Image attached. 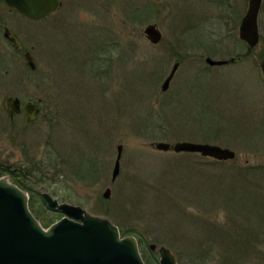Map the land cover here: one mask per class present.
Returning <instances> with one entry per match:
<instances>
[{"label":"rangeland","instance_id":"rangeland-1","mask_svg":"<svg viewBox=\"0 0 264 264\" xmlns=\"http://www.w3.org/2000/svg\"><path fill=\"white\" fill-rule=\"evenodd\" d=\"M247 4L61 0L37 21L1 15L22 47L35 46V75L50 70L60 77L66 108L75 106L60 126L18 123L17 138L0 108V168L7 170L0 176L23 187L43 227L63 216L46 206L47 192L108 218L123 236L134 230L148 264H159L161 245L177 264H264V0L253 48L238 36ZM149 23L162 33L158 44L143 34ZM79 46L88 49L80 72ZM9 49L0 33V83L11 67L10 55L3 57ZM207 56L240 59L210 66ZM3 92L0 85V102ZM158 141L215 144L235 157L159 151L151 146ZM118 144L120 170L111 180Z\"/></svg>","mask_w":264,"mask_h":264},{"label":"water","instance_id":"water-1","mask_svg":"<svg viewBox=\"0 0 264 264\" xmlns=\"http://www.w3.org/2000/svg\"><path fill=\"white\" fill-rule=\"evenodd\" d=\"M160 1V0H154ZM262 0H248L247 9L238 27V36L248 48L259 42L258 14ZM60 6V0H0V14L12 10L31 19L48 17ZM145 38L153 45L162 39V33L155 23L147 24L143 29ZM8 37V29L4 31ZM31 67V57L26 55ZM205 57L210 66L225 65L234 61ZM179 62H175L160 90L169 88ZM264 80V56L260 63ZM10 114L16 111L10 98L7 100ZM151 146L159 151L174 153H198L216 160H228L235 152L227 147L209 143L179 141L152 142ZM122 145L116 147V157L111 172V180L119 174ZM41 196L50 209L57 210L63 216L44 228L28 206L27 194L5 176H0V264H145L137 240L134 236L121 238L117 225L108 218L93 215L80 205L59 202L47 192ZM103 196H110L106 188ZM150 248L155 249L151 244ZM159 264H177L170 249L158 247Z\"/></svg>","mask_w":264,"mask_h":264},{"label":"flooded vegetation","instance_id":"flooded-vegetation-1","mask_svg":"<svg viewBox=\"0 0 264 264\" xmlns=\"http://www.w3.org/2000/svg\"><path fill=\"white\" fill-rule=\"evenodd\" d=\"M60 4H61V0H60ZM10 11L11 10H7L5 12H10ZM245 12L246 10L240 16L239 24ZM3 13L0 14V17ZM44 18H39V19L28 18V19L37 21ZM6 29H8V37L4 36V31ZM0 33H2L4 39L9 43L10 46L9 53H4L3 57H7L8 55H10V59L9 58L6 59L9 61V64H11V67L7 68L4 71V74L2 75L4 76V78L0 83V85L3 86L4 92L2 94L3 100L0 102V108H1L2 116L4 118L7 117L9 123L11 124L13 131L12 135L15 136L16 138L21 135L19 128L16 127L18 123L23 124L24 122L25 128L27 126H30L32 124H37L39 122H47V123L52 122L58 125L63 124L67 120V115L69 114V112L73 111L71 107H75V106H68L67 108H69V110L66 108L67 106L66 92L64 85L61 84L62 79L59 77V79L56 80L54 76H52L50 70H45L44 73L41 75H35L37 72V62H36L37 56L34 52L35 46L32 44L30 46L31 50L22 47L21 40H18L17 36L10 30L7 24L2 22L1 18H0ZM47 47L50 46L48 45ZM60 47L63 48L62 46ZM78 48H80L79 56H78L79 63L77 65L76 71L78 70L80 72V70H83L82 57L85 55L83 51H87L88 49L82 48L81 46H79ZM17 52H21V53H17ZM19 54L20 56H22V59L18 61V59L15 58V56ZM44 54H46V56L49 55L47 53ZM26 55L28 57H31L34 67H31L29 61L26 59ZM234 58L235 59L232 62L238 61V59H240L239 57H235V56ZM97 60L98 57H93V59L91 60V67L93 69H95L93 63L94 61ZM18 66L20 68H18ZM8 98L11 99L14 106L16 104V108L18 107V109L16 111H13L12 114H10L8 111V107H7Z\"/></svg>","mask_w":264,"mask_h":264},{"label":"trees","instance_id":"trees-1","mask_svg":"<svg viewBox=\"0 0 264 264\" xmlns=\"http://www.w3.org/2000/svg\"><path fill=\"white\" fill-rule=\"evenodd\" d=\"M0 171L2 172L1 174H5L6 172H7V170L6 169H2V168H0ZM15 182V181H14ZM16 183V182H15ZM17 185H19V184H17ZM20 186V185H19ZM21 187V186H20ZM21 188H23V187H21ZM31 203H32V201H31ZM29 207H30V204H29ZM31 209V208H30ZM32 211V210H31ZM52 222H50L49 224H51ZM49 224H46V225H44L45 227H47ZM128 234H132V235H135L136 236V238H137V240H138V243L140 244V238L137 236V234H136V232L134 231V230H132V233H130V232H128ZM128 234H126V235H128ZM121 235H122V233H121ZM142 255V254H141ZM142 257H143V259L145 258V256L144 255H142ZM147 260V259H146ZM146 260L144 259V261H145V263H147L148 264V262H146ZM148 261V260H147Z\"/></svg>","mask_w":264,"mask_h":264}]
</instances>
